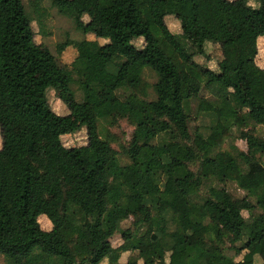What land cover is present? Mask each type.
Listing matches in <instances>:
<instances>
[{"label":"trees","instance_id":"obj_1","mask_svg":"<svg viewBox=\"0 0 264 264\" xmlns=\"http://www.w3.org/2000/svg\"><path fill=\"white\" fill-rule=\"evenodd\" d=\"M255 2L52 0L83 34L98 21L107 40L59 44L58 53L77 51L67 66L36 43L22 0H0L3 264H264V70L255 61L264 0ZM168 15L197 38L172 33ZM208 43L221 52L216 70L194 59ZM42 70L56 91L82 92L65 101L68 114L52 109ZM79 71L87 75L75 79ZM193 101L207 122L190 131ZM120 121L132 129L113 145L101 123ZM82 128L85 144H64ZM235 137L246 150L227 143ZM43 139L53 155H38Z\"/></svg>","mask_w":264,"mask_h":264},{"label":"rangeland","instance_id":"obj_2","mask_svg":"<svg viewBox=\"0 0 264 264\" xmlns=\"http://www.w3.org/2000/svg\"><path fill=\"white\" fill-rule=\"evenodd\" d=\"M25 10L28 16L31 19V26L34 30V38L36 43L39 45L41 49H47L50 51L57 59V62L60 65H67L70 66V63L76 57L77 51L73 46H67L58 53L57 47L59 44L65 42L66 40H81L83 38H87L90 40H97L100 44L107 42V40L100 37L102 29L99 25L98 21H93V31L88 34H83L81 31L77 30L72 20L66 16L65 14L61 13L56 7L52 5V0H22ZM249 4L252 6H258L255 0H249ZM84 22H88V16H83ZM166 24L169 30L174 34H182L184 35L189 41L194 40L197 38V33L189 24H181L177 19H175L172 15H168L166 18ZM140 44V42H137ZM258 53L255 58L256 64L264 70V37L260 38L257 41ZM206 52L207 55L196 54L194 59L197 63L207 66L211 69H217V61L221 57V52L219 47L216 44L208 43L206 45ZM87 75L86 71H79V73L74 74V78L77 79L80 76L84 77ZM145 78L149 83L155 81V76L149 70H145ZM38 82L48 87L47 90V98L52 107V109L60 115H66L69 113V110L65 104V101L70 97V95L74 92L76 99L80 100L82 97V92L76 85H72L71 88H64L56 91L51 87L52 84V77L48 70H42L37 74ZM239 84L242 87L248 85V82L244 78L238 79ZM204 96H209L206 91L202 92ZM100 99L105 100L108 99V96L105 92L100 93ZM192 106V113L191 119L189 122L190 131L194 130L197 126L202 125L203 123L207 122L206 117H195L194 111L196 108V101L191 103ZM104 126L101 127L103 135H108L109 140L113 145H117L119 143L125 142L128 139V133L131 131L132 127L127 125L124 122H119L117 125L111 126L108 123L102 122ZM15 129H19L22 127V124L17 120L14 124ZM106 128V129H104ZM260 131L264 133V129L260 128ZM64 144L67 146H78L86 143V132L84 128L77 131L74 134L66 135L62 137ZM115 138H117L118 143H115ZM227 143H234L239 148L246 150L245 142L238 138H228L226 139ZM0 146H1V139H0ZM37 153L39 156H51L55 153V148L53 144L47 140L43 139L38 144ZM59 182L65 188H70L73 185L71 179L64 174H59L58 176ZM234 185H229L230 190H234ZM56 202L55 197H50L49 199V206H52ZM40 225L43 229H49L51 227L50 221L45 217L42 216L40 218ZM112 245L117 246L120 244L121 240L118 236H114L112 239ZM230 254V253H229ZM232 254V253H231ZM121 259L122 261L127 259ZM238 258H236L237 260ZM3 258L0 256V264H3ZM152 261H148L147 264H152ZM18 264H23V259L18 261Z\"/></svg>","mask_w":264,"mask_h":264}]
</instances>
